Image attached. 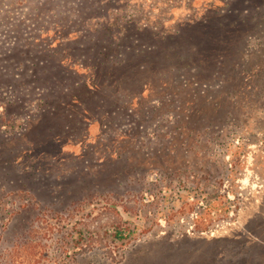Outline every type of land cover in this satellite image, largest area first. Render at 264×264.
<instances>
[{"label":"rangeland","instance_id":"1","mask_svg":"<svg viewBox=\"0 0 264 264\" xmlns=\"http://www.w3.org/2000/svg\"><path fill=\"white\" fill-rule=\"evenodd\" d=\"M210 124L236 144L209 146L214 165ZM222 179L236 214L135 218L151 229L122 262L75 264H264V0H0V234L22 204L35 219L177 184L205 203L188 188Z\"/></svg>","mask_w":264,"mask_h":264},{"label":"trees","instance_id":"2","mask_svg":"<svg viewBox=\"0 0 264 264\" xmlns=\"http://www.w3.org/2000/svg\"><path fill=\"white\" fill-rule=\"evenodd\" d=\"M262 73L260 71L256 76L261 78ZM221 83H224V80ZM201 129H203L201 133L203 137L199 135L196 140L200 145L208 147L204 152L208 156H205L204 160L210 165L211 162L214 165L219 160L209 157V153H212L209 146H215L216 152H219L225 146L231 148L236 145L225 139L223 132L218 133L215 128L212 129L211 124ZM208 135L211 136L207 138ZM201 169H205L204 166ZM207 172L210 175L212 171ZM192 184L190 188L186 186V191L190 189V192L200 191L210 194V198L205 203L198 197L184 199L179 189L186 184L181 186L177 184L170 187L167 194L160 191L149 196L145 194L120 201L105 198L102 201L91 202L89 205H79L66 212L52 210L40 212L35 219L33 218L36 216L32 215L31 210L33 208L38 210L37 205L34 202L29 205L22 204L15 210L9 211L4 222L0 234L1 241L7 233L15 234L8 240L9 245L1 253L0 264H75L80 257L94 251H101L107 259L120 263L125 259L131 246L139 241V236L151 229L150 224L147 225L146 222L148 229L142 228V230L135 218L140 220L154 217L156 221L157 217H174L179 207L184 212L189 210L196 217L204 220L211 217L212 220H219L222 216H231L239 211L240 207L238 205L235 207L231 203V186H227L223 179L214 184L205 183L203 187L195 182ZM224 191L226 193L222 194ZM179 203H182L181 206ZM198 203L203 205L198 206ZM23 213L31 220L28 225L21 226L18 230L17 227L20 225L14 223ZM15 228L17 230H12Z\"/></svg>","mask_w":264,"mask_h":264}]
</instances>
